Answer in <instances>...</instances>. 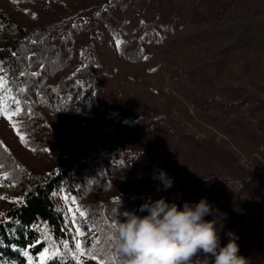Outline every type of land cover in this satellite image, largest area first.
<instances>
[{
    "label": "rangeland",
    "instance_id": "1",
    "mask_svg": "<svg viewBox=\"0 0 264 264\" xmlns=\"http://www.w3.org/2000/svg\"><path fill=\"white\" fill-rule=\"evenodd\" d=\"M82 1L0 0V6L28 30L45 22L58 21L62 31L71 35L76 33L78 39L81 37V49L91 46L95 50V29L90 15L84 13L85 7L72 9ZM126 2L127 12L136 11L141 15L143 32L152 33L151 41L143 44L144 58L141 63H118L114 75L106 84H99L100 94L96 95L95 90L93 93L87 91L83 98L85 108L76 113L63 111L59 106L51 107L44 100L42 91L38 90L34 94V116L44 118L48 124V136L53 139L57 151L65 153L73 148L101 144L109 163L116 166L129 162L149 164L159 174L161 170L166 172L161 163L176 158L181 147V141L171 138L182 133H188L210 149L219 151L215 161L202 165L176 161L172 172L177 170L179 175L188 172L193 178L214 177L224 188L223 207L218 210L226 214L217 226L223 225L221 231L225 238L229 232H237L240 255L247 250L249 259L264 264V14L252 20L219 26L193 24L175 31L171 0ZM244 3L245 6L264 9V0H245ZM72 11L73 17L70 16ZM123 15L118 14L120 21ZM77 25L85 27L87 32H82L80 28L75 31ZM121 38L123 40L126 36ZM111 42L116 50L118 40L112 39ZM60 51L59 46L52 47L43 83H53L67 72L60 65V61H64ZM0 78V113L21 108L20 102L15 103L18 99L8 88L3 71ZM192 93L205 97L210 103L219 104L209 112L201 111L192 101ZM220 109L226 111L227 119L242 121L244 131L239 135H230L212 124L209 115L219 114ZM30 116H33L32 113L28 118ZM22 119L18 115L9 121L0 114V145L12 157L16 173L24 168L29 173L42 172L54 159L56 150L46 142L26 143L25 139L31 135L29 130L19 127ZM138 119H145L146 132H140L142 126ZM12 123L17 125L16 129ZM20 135L25 137L24 141H21ZM183 149L199 152L190 142H186ZM168 165L172 166V162ZM17 176L14 174L15 185L11 187L0 175V219L3 209L20 197ZM112 179L111 187L123 192L134 185H124L116 173ZM158 181H161L160 175ZM109 193L107 191L106 194ZM95 195V191L90 189L85 203ZM64 198H59L58 203L75 233L68 209L75 210L79 206L71 203L73 200ZM160 198L174 203L162 190L155 189L145 196L143 204ZM185 202L186 197H182L175 203L179 206ZM108 217L113 227L117 220ZM212 218L209 216L208 219ZM76 221L82 227L88 219L77 214ZM89 233H94L91 228ZM86 236L78 239L83 242ZM103 240L100 239L95 247ZM112 249V259H118V255L120 260L125 259L117 249ZM92 256L95 255L86 253L81 259L84 264H101L102 260ZM102 264L108 263L102 261Z\"/></svg>",
    "mask_w": 264,
    "mask_h": 264
},
{
    "label": "trees",
    "instance_id": "2",
    "mask_svg": "<svg viewBox=\"0 0 264 264\" xmlns=\"http://www.w3.org/2000/svg\"><path fill=\"white\" fill-rule=\"evenodd\" d=\"M171 1L175 31L193 24L219 26L228 22L252 20L264 14V9L245 6V0ZM179 2L183 4H178ZM81 7H85L84 13L90 15L95 29V50L91 46L81 49V37L78 39L76 33L71 35L68 31H62L58 21L45 22L28 30L0 6V72H4L8 88L23 109L19 115L23 119L18 125L23 130H29L31 137L25 139L26 143L33 145V142H46L56 150L54 159L50 160L48 168L44 171L29 173L24 168L16 173L12 157L0 145V175L13 187L14 174H18L20 194V197L7 205L1 213L0 264H27V255H31L34 262H38V257L45 248H48L50 253L59 250V254L51 257L47 264H76L73 256L76 252L73 240L75 233L69 227L66 215L59 206L58 199L62 197L74 200L87 214L88 221L82 223V228L88 229L82 242L85 254L91 253L108 264H124L125 260H120L119 255L118 259L111 258L112 248H117L108 216L116 218L117 221L124 220L125 209L137 215H146V212L140 211V206L145 196L155 189L162 190L174 203L182 197H186V202L190 204L206 198L213 208L223 207L224 188L218 185L214 177L193 178L188 172L181 175L177 170L172 172L171 168L175 166L176 161L202 165L210 163V160L215 161V157L220 154L188 133L171 138L173 141H181L177 157L168 161L172 162V166L166 161L161 163L168 177L172 179L169 188H165L164 183L158 181V170L149 164H110L109 157L102 152L101 144L82 149L73 148L65 153L57 151L53 139L48 136V124L44 118L34 116L35 92L41 90L44 100L51 107L59 106L61 110L70 113L83 111V98L87 91L91 93L95 90L96 95L100 94L99 84H106L114 75L118 63H141L144 58L143 44L152 39V33L143 32L141 15L136 11L127 12L126 0H83L72 9ZM119 13L124 14L121 21ZM70 14L73 17V11ZM77 26L75 31L80 28L82 32H87L82 25ZM123 36L126 38L122 40ZM112 39L119 42L116 50L112 47ZM55 46L60 47L59 55L64 58L60 65H63L67 72L61 74L53 83H43L47 59ZM245 64L249 69L248 62ZM191 99L205 112L219 104L210 103L196 93H192ZM31 113L33 116L28 118ZM209 116L212 119L210 122L227 134L239 135L245 129L242 121L227 119V113L223 109H220L219 114ZM138 123L142 126L140 132H146L145 119H138ZM186 142L194 145L199 152L185 151L183 147ZM114 173L122 178L124 185L134 183L132 188L125 192L112 188L110 182L113 181ZM90 189L97 195L85 203ZM107 191L110 193L106 194ZM179 207L182 208L183 205ZM208 218L209 216L206 217ZM90 228L93 234L89 233ZM234 234L239 245L238 234ZM219 235L221 245L227 244L229 236L225 238L222 231ZM102 238L104 240L101 245L95 247ZM66 240L68 249L63 247ZM241 255L247 258L249 264H257L249 259L247 250H243ZM81 257L79 256V260L84 264ZM209 260L210 258L201 254L193 258L192 264H207Z\"/></svg>",
    "mask_w": 264,
    "mask_h": 264
},
{
    "label": "clouds",
    "instance_id": "3",
    "mask_svg": "<svg viewBox=\"0 0 264 264\" xmlns=\"http://www.w3.org/2000/svg\"><path fill=\"white\" fill-rule=\"evenodd\" d=\"M165 188L172 179L161 170ZM146 215L125 211L124 220L113 225L115 246L125 258L124 264H192L193 258H210L207 264H249L240 255L237 237L229 232L227 244L221 245L217 227L226 214L214 209L206 198L183 207L160 198L140 206ZM213 216L212 219H206Z\"/></svg>",
    "mask_w": 264,
    "mask_h": 264
},
{
    "label": "snow or ice",
    "instance_id": "4",
    "mask_svg": "<svg viewBox=\"0 0 264 264\" xmlns=\"http://www.w3.org/2000/svg\"><path fill=\"white\" fill-rule=\"evenodd\" d=\"M117 46H119V42L117 44ZM33 75H35V73H33ZM2 79V78H0ZM16 104H19V101H15ZM23 111V109L19 108V107H16L14 111L12 112H9L7 110L3 111L2 114L5 118H7L9 121H12L13 119V116H18L20 115V113ZM12 127L14 129L17 128V125L15 123H12ZM20 139L21 141H24L25 137L23 135H20ZM65 200H68L69 198L68 197H65L64 198ZM71 203L75 204L76 202L73 200L71 201ZM69 213L71 214V218H72V223L74 225V230H75V236L73 237V240H74V246H75V250L76 252L73 254L74 258L76 259V264H82V262L79 260V256H82L85 254V251H84V247L82 245V242L80 239H78V237H82L85 235V232L88 230L87 228H82L81 225L79 223H77L76 221V216L77 214L80 216V217H85L87 214L80 210L79 208L73 210L71 207L68 209ZM63 247L65 249H68L69 247V244H68V241H64L63 242ZM59 254V250H55V251H52L50 253L49 249L48 248H45L43 250V252L40 253L39 257H38V262H34L33 260V257L31 255H27V253H25V255H27V264H47L48 260L51 259V257L53 256H56ZM79 254V255H77ZM89 255H91V253H89ZM93 259H96L95 256H92ZM101 264H102V261H101Z\"/></svg>",
    "mask_w": 264,
    "mask_h": 264
}]
</instances>
